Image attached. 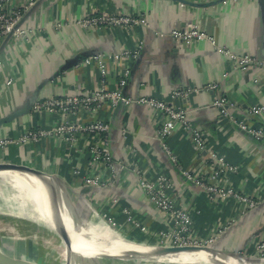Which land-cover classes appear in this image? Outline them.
I'll return each instance as SVG.
<instances>
[{
	"label": "crops",
	"instance_id": "obj_1",
	"mask_svg": "<svg viewBox=\"0 0 264 264\" xmlns=\"http://www.w3.org/2000/svg\"><path fill=\"white\" fill-rule=\"evenodd\" d=\"M18 10V29L8 40V35L0 40V47L6 44L0 53V120L33 99L36 102L28 113L0 123V163L28 166L50 176L78 227L102 223L124 242L145 244H158L168 223L149 203L139 178L154 181L163 176L171 182L169 197L190 215L194 237L204 243L214 240L227 252L264 261V249L260 248L264 241V143L213 107L215 100L226 98L234 104L230 114L238 122L264 128V114H249L252 107L264 108V67L236 69V62L226 54L249 55L264 62V14L258 0H0V12L13 14ZM100 13L144 16L147 25L95 31L78 26L86 16ZM193 25L211 35L214 43L201 40L186 45L173 38L174 29ZM124 51L137 56L117 60ZM96 55L103 56L109 90L121 88L119 80L126 69L130 70L121 88L123 96L155 97L185 109L189 121L203 133L208 149L199 151L191 132L177 124L164 140L177 160L174 163L158 137L162 116L137 104L116 108L106 104L95 115L110 125L115 174L100 161L91 164L90 136L79 137L75 147L57 137L20 143L28 131L49 130L61 119L36 111L37 103L83 95L101 85L98 63L85 62ZM211 83H217L218 89L204 90ZM180 89L199 91H192L188 99H172L174 91ZM3 141L10 142L1 145ZM211 152L238 169L230 174L231 187L256 200L255 208L245 209L233 198L211 199L204 189L183 177L181 170L207 177ZM95 176L109 185H87L86 179ZM9 184L2 183L12 188L26 183ZM41 193L39 196L52 198L56 191L42 187ZM114 261L136 260L100 259L103 264Z\"/></svg>",
	"mask_w": 264,
	"mask_h": 264
},
{
	"label": "built area",
	"instance_id": "obj_2",
	"mask_svg": "<svg viewBox=\"0 0 264 264\" xmlns=\"http://www.w3.org/2000/svg\"><path fill=\"white\" fill-rule=\"evenodd\" d=\"M33 2L36 0H27ZM21 12L15 11L13 14L0 12V40L9 35L17 26ZM147 18L144 16H133L127 14H94L86 16L78 22V26L90 31L100 30L104 28H122L125 30H133L137 26H146ZM172 36L178 42L191 45L195 41L207 40L214 43V38L200 29L197 25L190 26L187 29L176 28L172 32ZM226 54L236 62L235 68L245 70L252 66L264 67V62L257 60L249 55L237 56L235 54ZM137 53L124 51L120 53L117 60L135 58ZM103 56L96 55L91 59H87L86 64L92 61L98 63L101 73V85L93 90L86 92L83 95L52 97L37 103L36 111H44L47 114H52L61 117L60 121L53 128L32 130L25 133L19 140L20 143L38 142L49 137H57L71 146L75 147L79 143V137L85 135L92 138L91 164L97 165L100 161L111 170L112 174L116 173V163L113 160L112 153L109 148V131L110 125L103 119H96L95 115L98 110L106 104L116 108L118 106L128 107L133 104L146 106L155 113L162 116V124L158 130L159 140L162 142L163 149L170 156L171 160L176 163L175 156L167 148L164 143L165 138L170 136L175 130L177 124H181L184 128L191 132L193 144L203 152L207 150L206 139L200 129L189 121L187 111L181 107H176L171 103L165 102L155 97L140 96L136 99L125 98L121 88L126 85L130 76V70L126 69L117 90H109L106 86V77L108 70L103 64ZM218 89L217 83H211L205 86L204 90L214 91ZM192 91L198 89H180L175 90L172 94V99H188ZM213 107L220 111V115L228 118L233 123L237 124L244 132L257 141L264 143V128L254 127L244 122H238L231 114V109L234 104L226 98H219L213 103ZM83 112H86L83 121L81 119ZM250 115L262 116L264 108L252 107L249 111ZM10 141H3L1 145L8 144ZM207 177H198L188 171L181 170L183 177L198 187L204 189L211 199L221 197L223 199L233 198L242 202L245 209H252L258 205L256 200L248 196L241 195L231 187L230 174H235L237 168L228 164L225 158L217 155L214 152L207 160ZM139 183L142 189L145 190L149 203L160 213V215L168 223L166 229L161 232L160 242L157 245L170 247H203L211 246L214 240L204 243L193 236L192 219L190 215L183 209L176 206L175 202L168 195V190L171 188V182L160 176L154 181L147 180L145 177L139 178ZM86 184L96 188H102L109 185L102 181L100 176L86 179ZM228 184V185H226ZM112 185V184H110ZM225 185V186H224ZM261 250L264 249V241L260 244Z\"/></svg>",
	"mask_w": 264,
	"mask_h": 264
},
{
	"label": "bare ground",
	"instance_id": "obj_3",
	"mask_svg": "<svg viewBox=\"0 0 264 264\" xmlns=\"http://www.w3.org/2000/svg\"><path fill=\"white\" fill-rule=\"evenodd\" d=\"M0 183H13L16 181H24L26 184H19L16 187H9L8 193H5L2 204L6 208L4 211L0 212L9 213L15 217L22 219H31L34 222H37L38 225H47L50 228H53L57 232L58 227L52 220L53 212L57 211L58 205L54 204L53 201L60 202V209L64 216L70 217L69 215V206L66 202L59 200L61 193L59 189L53 182H49L48 185H43L44 180L36 176H27L21 178L11 174L0 175ZM57 182V181H56ZM9 184V185H10ZM7 188V186H4ZM37 187V191L33 188ZM42 187H51L55 189L56 195L58 197H43L39 196L41 193ZM2 188V187H1ZM4 189V188H3ZM40 189V190H39ZM6 192V191H5ZM67 195V194H66ZM62 198V197H61ZM53 201H52V200ZM73 207V206H72ZM74 208V207H73ZM75 211V210H74ZM72 212V211H71ZM76 212V211H75ZM3 214V213H2ZM98 221V220H97ZM102 221V220H101ZM81 227V226H80ZM67 228V229H66ZM63 230L69 234L73 240V250L79 254L75 256L74 252H71V258L75 264H86V259L82 256H88L89 254H109L114 256H122L124 252H137L145 256H153L157 258L158 261H166L170 263H178L179 261L191 262L193 264H257L262 263L254 259L252 262H245L240 260V256L236 253L231 255L226 254H210V253H197V254H165L163 250L156 248H149L145 245H139L148 247V249H138L129 243L123 241L121 236L111 228L107 227L102 223H97L88 228H81L80 234H76L71 227V224L68 222L67 227ZM126 241V239H125ZM3 252V251H2ZM61 254V253H60ZM67 258L69 253L66 248L65 252ZM82 256H81V255ZM88 254V255H87ZM61 257V256H60ZM85 257V258H86ZM242 258V257H241ZM114 260V259H113ZM244 260H247L244 258ZM124 261V260H123ZM0 264H14L10 257L6 256L0 257Z\"/></svg>",
	"mask_w": 264,
	"mask_h": 264
},
{
	"label": "rangeland",
	"instance_id": "obj_4",
	"mask_svg": "<svg viewBox=\"0 0 264 264\" xmlns=\"http://www.w3.org/2000/svg\"><path fill=\"white\" fill-rule=\"evenodd\" d=\"M7 188L8 189H6V187H4L2 183H0V210L2 211L6 209L3 207L2 200L5 193H8L9 191V187ZM33 189L36 191L38 190L37 187H34ZM53 195H54L53 197L55 198L58 197L56 194ZM57 235L58 234L56 233V231H54L53 228L49 227V229L46 228L42 229L34 225L30 221H25L24 219L15 217L9 213H6L5 215L4 212H0V251H3L4 253H8L10 256L9 255L7 256L10 257L13 262L15 261V259H19L21 261L27 263L32 262L34 264H68L66 260L67 257H65L66 256L65 244L61 243L60 238H58ZM20 242H24V244H21ZM134 243L137 242L132 241L130 245L134 247L139 246ZM142 247L144 249H148L149 246L148 247L142 246ZM158 247H162V246L159 245ZM151 248H156V247H151ZM23 255L26 257H24ZM28 258H31V260H29ZM254 259H257V257L253 256V258L247 260H244V258L240 257V260L245 262H252ZM98 262L99 263L88 262V264H103L100 262V260ZM104 264H118V263L114 261L112 263L104 262ZM123 264H180V263H170V262L158 261V260L136 259V261L134 262L128 261V262H123ZM185 264H190V262Z\"/></svg>",
	"mask_w": 264,
	"mask_h": 264
},
{
	"label": "water",
	"instance_id": "obj_5",
	"mask_svg": "<svg viewBox=\"0 0 264 264\" xmlns=\"http://www.w3.org/2000/svg\"><path fill=\"white\" fill-rule=\"evenodd\" d=\"M258 4H259V6H260V8L264 14V0H258ZM18 27H19V24L7 36V40L13 36L15 31L18 29ZM5 45L6 44L4 43L0 47V53L3 50V48L5 47ZM35 102H36V100L33 99L32 102H28L22 108H20L18 110V112H15V113L11 114L10 116L1 119L0 123H2V124L3 123H9V122L13 121L14 119L18 118L19 116H21L25 113H28V111L31 109L32 105H34ZM3 174H6V175L11 174V175L18 176L21 178H25L27 176H36V177L44 180L43 185H45V184L48 185L49 182H53L52 178H50V176H48L47 174L43 173L40 170L33 169V168L28 167V166L16 165V164H11V163H0V175H3ZM47 191H49V193L52 192L50 189ZM61 197L59 196V200L61 199L62 202H66L63 194H61ZM53 202L55 205L56 204L58 205V209H57V211L53 212L52 220L54 221L56 228L58 227L57 233L62 238V240H63V242L67 248V251L69 253L68 260H67L68 264H75L74 261H76V260L73 261V259L71 258V252H74L75 256H79V254L73 250V240H72L71 236L63 230V228L67 227L68 222L71 224L72 230L76 234H80L81 228L78 227L74 223L73 219H71L70 217H66L62 214L61 209H60V204H61L60 202H56V201H53ZM125 242L129 243V241H125ZM134 244L145 245V246H149V247H156L158 249H162L165 254H171V255L172 254H181V253H187V254H197V253L217 254V253H220V254H226V255L233 254V253L227 252L221 248H218L214 243H213L214 245L212 244L211 247L210 246H203V247L162 246V247H158L159 245H155V244H145V243H134ZM213 246H215V247H213ZM236 254L242 258H245V259L253 258V257H249L246 255H241L238 253H236ZM7 255H9V254L0 251V257L1 258L6 257ZM82 257L84 258V260L86 259V261L82 262V263H86V264H88V262L99 263L98 261L102 258H110V259H117V260H127V259H129V260H136V259L157 260V258H155L153 256L149 257V256H145L143 254H139L137 252H124L122 256H114V255H109V254L97 255L94 253L93 255L89 254L87 257L85 256L86 258L84 256H82ZM257 261L262 262V263H257V264H264V261H262L261 258H257ZM14 264H34V263H32V262L27 263V262L21 261L19 259H15Z\"/></svg>",
	"mask_w": 264,
	"mask_h": 264
}]
</instances>
